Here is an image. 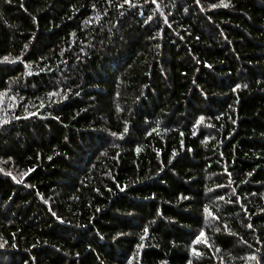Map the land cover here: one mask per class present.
I'll return each mask as SVG.
<instances>
[{
	"label": "trees",
	"instance_id": "trees-1",
	"mask_svg": "<svg viewBox=\"0 0 264 264\" xmlns=\"http://www.w3.org/2000/svg\"><path fill=\"white\" fill-rule=\"evenodd\" d=\"M0 169V264H264V0H0Z\"/></svg>",
	"mask_w": 264,
	"mask_h": 264
},
{
	"label": "snow or ice",
	"instance_id": "snow-or-ice-1",
	"mask_svg": "<svg viewBox=\"0 0 264 264\" xmlns=\"http://www.w3.org/2000/svg\"><path fill=\"white\" fill-rule=\"evenodd\" d=\"M125 2L126 3H129L130 4V0H125ZM224 7H228L229 5L228 4H224L223 5ZM5 59H7V58H5ZM17 59H19V58H17ZM237 87H240L239 85H237ZM127 131V128H125V132ZM113 135H116L115 133H113ZM3 171V169H0V172H2ZM8 175H11V173H7ZM13 179H15V177H13ZM222 199V198H221ZM147 232V229H145V233ZM202 236H204V233L203 232H201L200 233V236L199 237H197V240H199L200 239V237H202ZM141 239H143V237H141ZM0 247H2V245H0ZM254 258V257H253ZM189 264H191V262H189Z\"/></svg>",
	"mask_w": 264,
	"mask_h": 264
}]
</instances>
